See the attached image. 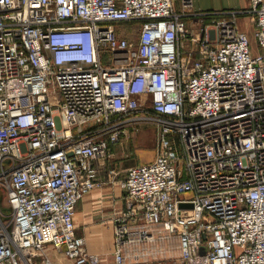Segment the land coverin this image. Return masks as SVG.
Here are the masks:
<instances>
[{"label":"built area","instance_id":"obj_1","mask_svg":"<svg viewBox=\"0 0 264 264\" xmlns=\"http://www.w3.org/2000/svg\"><path fill=\"white\" fill-rule=\"evenodd\" d=\"M140 122L155 156L119 180L114 263L264 264V0H0V264L100 263L77 204Z\"/></svg>","mask_w":264,"mask_h":264},{"label":"crops","instance_id":"obj_2","mask_svg":"<svg viewBox=\"0 0 264 264\" xmlns=\"http://www.w3.org/2000/svg\"><path fill=\"white\" fill-rule=\"evenodd\" d=\"M181 1L174 0L177 8L180 7ZM192 2L195 9L201 12L230 9L246 10L250 6V0H192ZM241 16L250 18L249 23L253 27L254 32L253 17L249 13H242L237 16L238 27L248 33V30L242 26ZM211 18L213 17L209 16L205 20L209 22ZM250 20H252V23ZM143 155L144 153L141 154V156ZM154 156L155 152L153 153ZM107 166H103L100 169L99 177L102 180L101 185L85 195L78 202L75 214L77 233L86 238L88 250L100 256L99 264H115L113 257V218L123 210L125 198V193L119 185L120 178L113 174L112 167ZM175 253L176 257L174 256L173 258L154 259L138 264H184L178 259L177 252ZM46 254L51 258L53 264H73L66 257L63 248L55 249L48 246L46 248ZM37 264H42L40 258H38Z\"/></svg>","mask_w":264,"mask_h":264},{"label":"rangeland","instance_id":"obj_3","mask_svg":"<svg viewBox=\"0 0 264 264\" xmlns=\"http://www.w3.org/2000/svg\"><path fill=\"white\" fill-rule=\"evenodd\" d=\"M249 19L247 16L240 17L243 28L248 30L252 40L253 51L257 53L260 49L255 41L253 27L250 25ZM250 21L252 23V20ZM155 131V126L150 123L140 122L130 127L129 134L122 137L120 142L111 149L110 156L102 159V167L109 165L112 167L113 174L121 179L129 166L140 161L152 160L155 152ZM142 153H144L143 156H141ZM0 206L8 211L3 198H0Z\"/></svg>","mask_w":264,"mask_h":264},{"label":"water","instance_id":"obj_4","mask_svg":"<svg viewBox=\"0 0 264 264\" xmlns=\"http://www.w3.org/2000/svg\"><path fill=\"white\" fill-rule=\"evenodd\" d=\"M182 205H185V204H182ZM189 206H192V204H188Z\"/></svg>","mask_w":264,"mask_h":264}]
</instances>
